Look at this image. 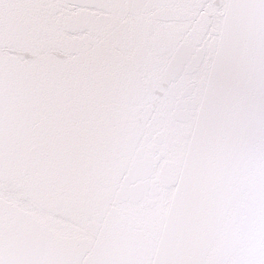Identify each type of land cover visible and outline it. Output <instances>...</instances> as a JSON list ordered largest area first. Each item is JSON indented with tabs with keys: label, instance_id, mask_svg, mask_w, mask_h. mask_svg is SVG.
Segmentation results:
<instances>
[{
	"label": "snow or ice",
	"instance_id": "obj_1",
	"mask_svg": "<svg viewBox=\"0 0 264 264\" xmlns=\"http://www.w3.org/2000/svg\"><path fill=\"white\" fill-rule=\"evenodd\" d=\"M0 264H264V0H0Z\"/></svg>",
	"mask_w": 264,
	"mask_h": 264
}]
</instances>
